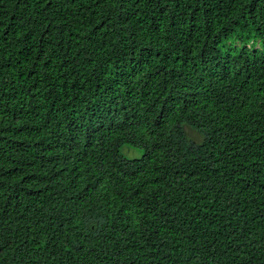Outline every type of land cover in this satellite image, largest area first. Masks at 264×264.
Segmentation results:
<instances>
[{
	"label": "trees",
	"instance_id": "1",
	"mask_svg": "<svg viewBox=\"0 0 264 264\" xmlns=\"http://www.w3.org/2000/svg\"><path fill=\"white\" fill-rule=\"evenodd\" d=\"M0 264H264V0H0Z\"/></svg>",
	"mask_w": 264,
	"mask_h": 264
},
{
	"label": "rangeland",
	"instance_id": "2",
	"mask_svg": "<svg viewBox=\"0 0 264 264\" xmlns=\"http://www.w3.org/2000/svg\"><path fill=\"white\" fill-rule=\"evenodd\" d=\"M121 152L124 155V157H126L128 159H137L142 154L141 149H135V148L128 149V147H126V146L122 149Z\"/></svg>",
	"mask_w": 264,
	"mask_h": 264
}]
</instances>
